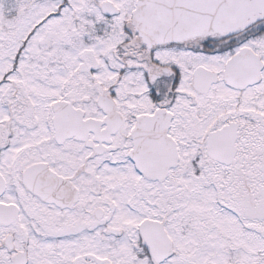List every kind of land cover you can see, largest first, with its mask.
<instances>
[{
    "label": "snow or ice",
    "instance_id": "snow-or-ice-1",
    "mask_svg": "<svg viewBox=\"0 0 264 264\" xmlns=\"http://www.w3.org/2000/svg\"><path fill=\"white\" fill-rule=\"evenodd\" d=\"M0 264H264V0H0Z\"/></svg>",
    "mask_w": 264,
    "mask_h": 264
}]
</instances>
